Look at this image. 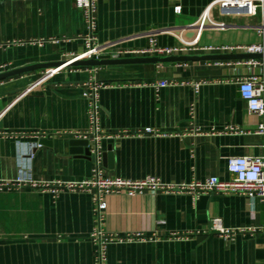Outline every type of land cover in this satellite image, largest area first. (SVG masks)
Segmentation results:
<instances>
[{
	"label": "crops",
	"instance_id": "obj_1",
	"mask_svg": "<svg viewBox=\"0 0 264 264\" xmlns=\"http://www.w3.org/2000/svg\"><path fill=\"white\" fill-rule=\"evenodd\" d=\"M178 3L181 12L175 11L172 0H98L97 42H116L112 50L142 48L154 32L157 43L167 46L197 36L201 47L264 42L262 9L250 16L224 15L219 0ZM190 30L195 36H187ZM87 33L74 0H0V41L11 42L0 46V72L76 57L86 50ZM215 52L228 51L180 54ZM92 69L65 66L46 80L42 77L48 69H38L0 80V181L20 175L49 182L91 176L93 155L75 132L89 126L85 92L93 76L108 84L98 91L101 128L106 133L128 132L100 142V163L107 176H155L171 184L212 175L229 180L234 177L228 170L230 156L264 154V133L258 130L264 116L256 121L240 95L238 80L245 65L238 60ZM165 79L190 83L159 89L151 84ZM192 81L201 82L198 90ZM147 127L160 134L143 132ZM106 200L102 227L111 234L132 235L109 243L106 264H264L260 198L233 192L195 197L176 190L110 194ZM213 217L245 232L221 236L211 229ZM96 224L88 190L0 189V264H95L91 233Z\"/></svg>",
	"mask_w": 264,
	"mask_h": 264
},
{
	"label": "built area",
	"instance_id": "obj_2",
	"mask_svg": "<svg viewBox=\"0 0 264 264\" xmlns=\"http://www.w3.org/2000/svg\"><path fill=\"white\" fill-rule=\"evenodd\" d=\"M77 8L81 9L88 26V33L85 36L86 50L76 56L77 58H90L100 55H109L112 57L130 56L134 54L142 55H172L180 53H191L197 50H213L219 49L228 52H254L264 54V42L259 44H229L215 48L213 46L201 47L198 44V36L190 40H185L174 46L159 45L155 39L156 32L150 35L149 45L142 48H112L117 44L110 42L101 44L97 42L95 34L96 17L95 12L98 0H74ZM176 12H181L182 6L179 0H172ZM221 12L224 15L250 16L255 15L259 9L264 11V0H219ZM208 13L199 21L197 29L201 30L206 22ZM261 31H264V23L259 25ZM195 36V35H194ZM11 42L0 41V46L7 45ZM42 44L43 41H38ZM239 63L245 65V71L240 72L238 80L239 92L242 99L246 102L249 112L253 118L258 119L264 116V58L263 59H247L239 60ZM65 65L51 68L43 74L42 79L46 80L52 77L57 71ZM93 67L92 70H94ZM189 84L190 81L178 80H158L151 84L159 89L170 84ZM89 89L85 92V96L89 102V126L84 131L75 132V136L85 141L90 147L93 155L95 166L90 177L79 181H39L33 178L18 176L11 181H0V189H19L29 187L36 190H52L54 193L63 189L69 190H88L92 192V199L97 212V224L94 227L91 238L95 244V264L107 263V248L109 243L114 240L123 241L131 239L132 235L120 236L118 234L108 233L103 227L104 214L103 210L107 208V196L110 194H125L135 196L145 192L158 191H176L187 190L197 197L202 193H240L245 194L251 199L260 198L264 202V154L252 156H230L228 158V170L233 174V178L224 180L216 175L208 176L204 180L194 179L189 183L171 184L159 180L155 176H147L141 179H129L122 177H110L104 174L103 167L100 163V142L104 137L118 138L127 131L117 133H106L100 126V110L99 89L108 86L106 82L97 81L93 76L89 81ZM195 89L198 90L201 82L192 81ZM191 114L194 115V104L191 107ZM258 130L264 133V121L259 122ZM158 135L160 132L152 127H147L143 131ZM142 133V132H140ZM42 142H38L37 146L41 147ZM32 154V152H31ZM211 229L217 231L221 236L233 237L239 232H245L244 228L233 229L223 225L220 217H213L211 220ZM140 237V234H137Z\"/></svg>",
	"mask_w": 264,
	"mask_h": 264
},
{
	"label": "water",
	"instance_id": "obj_3",
	"mask_svg": "<svg viewBox=\"0 0 264 264\" xmlns=\"http://www.w3.org/2000/svg\"><path fill=\"white\" fill-rule=\"evenodd\" d=\"M195 32L190 30L187 33L188 37H193ZM263 53L254 52H227V53H196V54H172L165 56H124V57H112L109 55H100L90 58H77L73 57L68 60H56L49 62H36L27 64L21 67L13 68L10 70L0 72V80L8 77H12L18 74H22L29 71L38 69L57 68L60 66H101L112 64H126V63H141V62H179V61H196V60H247V59H263Z\"/></svg>",
	"mask_w": 264,
	"mask_h": 264
}]
</instances>
